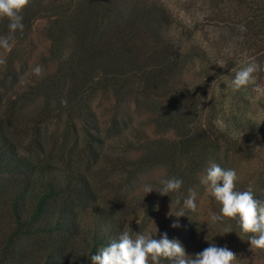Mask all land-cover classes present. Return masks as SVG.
I'll use <instances>...</instances> for the list:
<instances>
[{
  "label": "rangeland",
  "instance_id": "obj_1",
  "mask_svg": "<svg viewBox=\"0 0 264 264\" xmlns=\"http://www.w3.org/2000/svg\"><path fill=\"white\" fill-rule=\"evenodd\" d=\"M98 1L102 0H31L21 13L23 19L29 17L22 32L12 33L10 21L0 18V37L9 38L10 43L15 41L10 52L0 47V58L6 61L0 64V113L18 120L11 125L12 133L24 138L37 132L38 139L47 144L48 152L67 139L71 140L69 149H72L75 137L83 133V124H78V131L74 130L68 114L60 108L56 110L59 107L56 87L51 88L55 90L53 98L47 101L42 94V83L51 85L49 82L55 76L63 79L64 67L77 54L76 40L80 34L84 40V34L90 39L96 26L101 34L124 37L128 49L140 51L137 65H125L119 72L122 82H130L131 94H121L118 98L113 92L101 90L93 94L90 87L85 94L101 123H107L101 125L102 129H110L114 115L128 124V130L123 129L121 135L113 130L102 151L114 155L130 151L134 160L143 161L149 153L147 142L178 138L181 129L164 124L160 115L171 111L173 106H182L190 96H195L200 106L198 119L191 125L192 133L205 127L211 140L221 148L197 155L191 164L198 171L193 187L197 210H185L183 217L169 216L170 211L175 214L183 208L182 204L174 203L171 209L172 200L177 201L172 193L161 196L153 191L145 197L142 191L143 184L162 186L165 166L146 164L130 176L122 172L102 175V193L117 206L118 214L133 234L150 231L157 238L167 224L169 231L172 222H177L176 228L187 239L185 245L189 250L198 248L202 252L216 243L235 253L241 264H264V250L251 249L249 234L242 232L236 220L225 218L209 228L210 213L219 214L221 206L201 183L212 163L234 168L245 188H250L260 202L264 201V95L254 92V85L239 90L231 87L236 71L253 60L264 69V42L254 47L248 27L243 24L246 31L239 29V20L248 12L237 8V0H217L223 1L218 8L211 4L212 0H103V6L94 10ZM93 10L96 17L104 11L106 16L101 14L86 21V15ZM204 53L209 62L203 61V67L208 72L201 75ZM158 59L169 61L170 70L158 78L167 81L148 90L146 77L153 72ZM37 65L44 69L40 77L31 70ZM255 76L256 82L264 86V70ZM69 81L72 79L62 81L67 84L66 92L71 89ZM53 154L76 160L67 150L64 154ZM76 161L81 165L78 156ZM226 228L232 233L225 232ZM203 243L208 245L201 247Z\"/></svg>",
  "mask_w": 264,
  "mask_h": 264
},
{
  "label": "trees",
  "instance_id": "obj_2",
  "mask_svg": "<svg viewBox=\"0 0 264 264\" xmlns=\"http://www.w3.org/2000/svg\"><path fill=\"white\" fill-rule=\"evenodd\" d=\"M222 3L211 1L215 8ZM236 5L241 12H248L247 16L241 17L239 24L248 27L250 41L254 47L259 46L260 42H264V0H237ZM99 6H103V0L94 4V10ZM101 14L99 12L96 17L95 11L89 12L85 20L90 22ZM102 16H106L105 11ZM28 19L26 16L22 20L23 25ZM163 23L167 24V21ZM99 29L94 27L90 39L85 34V40L79 35V40H76L77 54L64 67L62 80L55 76L49 82L51 85L43 86L45 83H42L41 90L46 100L53 98L55 90L51 88L56 87L55 97L58 99L55 101L59 106L56 110H64L69 123L75 128L83 124V133L75 137L72 149H69L71 140L67 139L48 152L47 144L38 139L37 132L21 138L22 135L12 133L10 129L18 120H11L0 113V264H92L90 257L117 240L127 227L118 214L117 206L102 193L103 179L100 180V176L115 172L135 175L146 164L165 166V179L176 177L183 181L180 191L172 193L183 206L189 191L193 192L194 177L198 173L191 164L197 160V155L221 148L219 143L211 140L205 127L192 133L191 125L198 119L200 106L195 96H190L182 106H173L171 111L160 115L164 124L181 129L178 138L147 142L149 153L143 161L134 160L136 158L131 156L130 151L116 155L103 152L114 132L121 135L123 129L125 132L128 130V124L114 115L110 120V129H102L101 125L106 122L101 123L94 112L85 95L86 89L90 87L93 94L100 90L103 93L113 92L117 98L121 94H131L130 82H122L119 72L125 65L136 66L140 58L137 52L140 51L128 49L124 37L101 34ZM206 58V54H202L201 75L208 72L203 67L204 62H209ZM153 68L150 76L146 77L148 90L166 84L164 81L167 79L158 78L164 76L165 70H170V64L167 59L162 62L158 59ZM99 71L101 73L94 75ZM64 79H72L71 83L69 81L71 89L67 92L64 88L67 84L62 83ZM209 110L213 111L212 105ZM74 130L78 131L77 128ZM109 130L112 132L109 133ZM227 148L225 146L229 150ZM66 150L69 154L73 153L76 160L78 156L81 165H77L79 163L74 159L53 154H64ZM245 187L244 181L240 180L237 188L243 191L247 190ZM169 227L168 231L167 224L157 238L167 233L168 238L178 240L189 255L201 252L198 248H186L188 241L182 231L172 225ZM203 245L208 244L200 246ZM161 264L171 262L162 261Z\"/></svg>",
  "mask_w": 264,
  "mask_h": 264
},
{
  "label": "clouds",
  "instance_id": "obj_3",
  "mask_svg": "<svg viewBox=\"0 0 264 264\" xmlns=\"http://www.w3.org/2000/svg\"><path fill=\"white\" fill-rule=\"evenodd\" d=\"M31 3V0H0V18H7L9 29L12 33L24 30L21 13ZM241 32L246 31L244 25H240ZM15 41L9 42V38L0 37V47L10 52ZM6 61L0 58V64ZM37 77L42 76L44 69L37 65L31 69ZM261 65L253 60L245 67L236 71L231 80V87L235 90L254 85L253 91L264 95V86L256 82L255 74L262 71ZM240 177L234 168H222L212 163L202 176L201 183L205 186L206 193L215 198L221 206L219 214L210 213L209 228L212 224L223 221L225 218L236 220L243 233L249 234L248 242L251 249L264 250V203L254 196L253 191L239 190L237 184ZM159 188L152 184H143L142 191L145 197L157 192L161 196H169V193L179 192L183 181L172 177L160 182ZM179 204V200L170 205ZM185 210L195 212L197 210L196 194L189 191V196L183 201V208L169 216L177 218L185 216ZM172 227H179L174 223ZM158 231V229H157ZM225 232L232 233L230 228ZM207 239V237H206ZM92 264H161L162 261H170L171 264H241L235 253L226 246L218 247L212 243L202 252L189 255L185 247L178 240H170L167 233L159 239L150 231L132 233L127 227L121 232L117 240H113L107 246L99 249L98 253L90 257Z\"/></svg>",
  "mask_w": 264,
  "mask_h": 264
}]
</instances>
